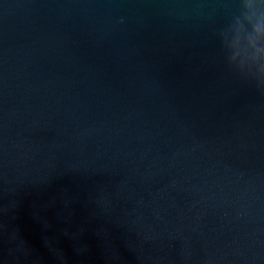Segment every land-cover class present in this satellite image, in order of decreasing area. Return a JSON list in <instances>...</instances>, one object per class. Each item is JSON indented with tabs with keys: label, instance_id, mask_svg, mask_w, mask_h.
<instances>
[{
	"label": "water",
	"instance_id": "obj_1",
	"mask_svg": "<svg viewBox=\"0 0 264 264\" xmlns=\"http://www.w3.org/2000/svg\"><path fill=\"white\" fill-rule=\"evenodd\" d=\"M0 264H264V0H0Z\"/></svg>",
	"mask_w": 264,
	"mask_h": 264
}]
</instances>
